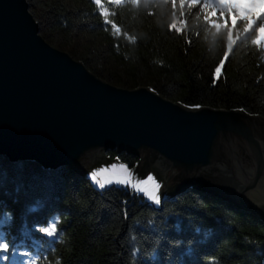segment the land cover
I'll return each mask as SVG.
<instances>
[{
    "label": "trees",
    "instance_id": "1",
    "mask_svg": "<svg viewBox=\"0 0 264 264\" xmlns=\"http://www.w3.org/2000/svg\"><path fill=\"white\" fill-rule=\"evenodd\" d=\"M27 1L48 44L113 86L150 88L192 109L264 118V48L240 38L225 60L226 28L209 23L227 19L231 27L220 7L205 8L202 0L196 6L102 0L111 21L105 24L94 0ZM173 23L179 31L170 29ZM105 162L145 178L155 170L119 151L108 152ZM90 175L0 156V213L12 216L5 231L13 246L33 249L38 264H132L133 253L139 264H264V221L220 198V177L170 190L157 210L134 189L100 188ZM37 204L39 211L31 212ZM53 218L59 224L51 240L38 229Z\"/></svg>",
    "mask_w": 264,
    "mask_h": 264
},
{
    "label": "water",
    "instance_id": "2",
    "mask_svg": "<svg viewBox=\"0 0 264 264\" xmlns=\"http://www.w3.org/2000/svg\"><path fill=\"white\" fill-rule=\"evenodd\" d=\"M110 151L154 166L157 210L170 190L216 176L220 198L264 221V118L113 86L48 44L27 0H0V156L83 174Z\"/></svg>",
    "mask_w": 264,
    "mask_h": 264
},
{
    "label": "snow or ice",
    "instance_id": "3",
    "mask_svg": "<svg viewBox=\"0 0 264 264\" xmlns=\"http://www.w3.org/2000/svg\"><path fill=\"white\" fill-rule=\"evenodd\" d=\"M95 4L101 8V15L105 17L104 23H111L107 19L109 16L108 9L103 7L102 0H94ZM111 2L119 5L121 0H111ZM138 0H132V3H137ZM185 0H180L183 6ZM190 6H196L200 3V0H188ZM220 5V16L221 17H231V27L228 26V20L225 19L223 24L215 23L214 21H209L214 27L220 29L221 27L226 28L227 31V48L228 51L224 53L225 60L228 58L229 52L232 50L233 45L236 43L237 39L251 38V43L258 46L259 48H264V0H217ZM205 8H212L213 11L216 9L214 6H210L207 2L204 4ZM238 24H242L240 28H237ZM112 27L116 32L120 31L115 23H112ZM170 29H177L176 23L170 25ZM179 31V29H177ZM235 33V35H234ZM224 67V61H221L220 65L215 68L214 80L219 79L221 75V70ZM194 108H199L200 106H192ZM113 168L116 165H112ZM121 168H124L121 165ZM99 173L92 174V180L96 181V176ZM99 183L100 188H104L105 185ZM118 183L131 184L132 187L137 192L145 193L146 198L159 205L161 203V197L159 195V189L161 185L154 180L152 175H149L145 180L136 179L133 182L130 178L124 181H117ZM152 185L149 188V185ZM41 205L37 204L35 207L29 209L31 212L39 211ZM12 221V216L6 211L0 213V264H14L16 259V248L13 246L12 241L8 238V233L5 231L6 226H8ZM59 224L58 218L51 219L46 226H42L38 229L39 232L46 234L48 237H53L57 233ZM197 231H200L197 229ZM57 239H63V235H56ZM136 254L133 253L132 264H139V261L135 259ZM43 259V257H41ZM153 259L155 256L153 255Z\"/></svg>",
    "mask_w": 264,
    "mask_h": 264
},
{
    "label": "rangeland",
    "instance_id": "4",
    "mask_svg": "<svg viewBox=\"0 0 264 264\" xmlns=\"http://www.w3.org/2000/svg\"><path fill=\"white\" fill-rule=\"evenodd\" d=\"M112 165H116V167L113 168ZM112 165L107 166V167H105V166L98 167V169L96 168V169L90 171V173L92 172V174L99 173V175L96 176V181L103 183L105 185L104 188H107V187L112 186V185H117V186H126V187H130L131 189H134L131 184L126 185L124 183H118L117 181H124V180L129 179V178L133 182H135L136 179H139L141 181L144 180L143 177H140L139 175H137V173H135L133 170H131L127 166H124V168H121V165H119V164L113 163ZM151 175L154 177V180L161 185V187L159 189V195H160L161 191L166 192V190L162 184V181L158 175L157 170H154ZM91 176L92 175H90V177ZM96 181L92 180V182L96 186L100 187L99 183H97ZM148 187L151 188L152 185L150 184ZM138 193L143 194L145 196V193H143V192H138ZM164 197L165 198L168 197L167 193L164 194ZM149 203L151 204L152 202L149 201Z\"/></svg>",
    "mask_w": 264,
    "mask_h": 264
}]
</instances>
